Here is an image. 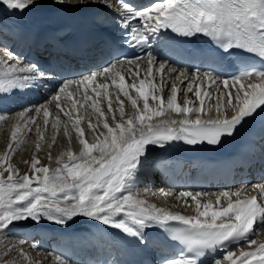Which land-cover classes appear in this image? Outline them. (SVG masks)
Wrapping results in <instances>:
<instances>
[{"label":"snow or ice","instance_id":"6c2138e0","mask_svg":"<svg viewBox=\"0 0 264 264\" xmlns=\"http://www.w3.org/2000/svg\"><path fill=\"white\" fill-rule=\"evenodd\" d=\"M57 2L63 3V0ZM119 3L131 11L129 16L123 18L121 25L126 33L123 43L129 47L151 46L161 29H170L176 36L185 39L202 34L210 38L213 47L197 50L192 54L205 58L210 62V66H223L226 74L214 75L209 72L190 78L184 71H180L176 79L183 77L189 80L187 90L194 91L201 107H188V102L181 107L177 103L178 89L173 84L167 109L183 114L185 119L175 128H153L148 125L147 132H141L139 137L136 136L132 119L122 123L116 121L113 114L115 127L104 122L103 129L107 130L106 133L97 134V141L90 144L85 139L84 128L78 127L80 119L73 121L71 114L56 103L55 106L68 117V122L75 129L82 148L78 154L71 149L64 153L67 161L58 159L56 163L62 167L57 168L51 175L48 167H37L40 161L34 159L31 165L32 174H25L19 179H16L19 175L18 169L8 163L10 156L6 154L0 157V230H11L16 227L17 222L28 219L36 223L47 220L56 225L67 226L74 218L84 217L120 230L138 243L146 244L144 230L153 225L163 228L169 222H178L185 227L177 229L171 239L180 242L183 247L176 257L166 258L164 264H223L224 261L229 264H253V260L255 264H264V242L258 243L256 239L260 233H264V199L259 203L256 196L240 199L241 191L225 190L216 194L215 203L220 205L223 198L228 201L227 206L214 209L213 203L201 204L198 199L206 194L180 192L177 198L182 199L185 205L190 206L188 198L195 202L197 215L193 217L174 214L148 204L145 200L134 198L129 183L138 167L148 158L146 146L164 148L171 142L181 140L192 146L204 143L216 146L233 137L244 124L258 114V110L264 112V0H165L143 9H136L132 4L125 3V0H119ZM0 5H3L5 10H23L29 6V0H0ZM134 20L138 21L136 25L129 23ZM140 21L143 23H139ZM248 57L257 59L261 68L257 69L249 64ZM135 59L124 58L128 63L134 62ZM143 59L147 60V72L150 77H153V66H156L160 73L168 71L171 74L177 71L163 62L156 65L152 55ZM116 62L121 63L119 59ZM18 64L17 60V64L0 65V101L15 90L25 89L30 82L43 75V70H38L35 64L23 67H18ZM108 71V67L102 70ZM95 79L96 75H87L79 80L62 81L63 87L58 88V92L63 93L70 84L87 88ZM205 80L217 87L223 84L224 88L220 89V92L225 98L224 103L220 105L218 98L215 118L205 113L209 115L206 120L201 119L199 114L195 119H189V114L204 111L202 92L199 87L194 90L192 84H202ZM114 86L124 97L131 100L133 108H137V100L126 90L129 86L124 76H120L119 83L114 81ZM97 87L104 90V93L97 92V96L107 94V84L102 83ZM130 87L144 101L143 111L152 113L147 117L148 120L164 114L166 109L163 107V97L151 95L150 90L154 87L152 81L145 84V80L141 79L139 87L134 83ZM232 88H235V92ZM211 94V91L203 92L204 97H210ZM150 98L152 101L159 100L160 111L150 108ZM59 99V95H54V102ZM90 99L91 96L85 94L84 100ZM116 99L119 101L118 111L123 119L124 102L119 96ZM221 106L225 109L223 116L220 115ZM92 108L98 118L104 117L105 113L96 103L92 104ZM107 110L114 113L111 102ZM35 111L39 113L41 110L37 108ZM49 115L48 110H43L46 127ZM138 119L143 122L146 117L141 114ZM30 122L35 123L34 120ZM60 123V117L57 116L51 127L57 129ZM171 123L177 124L176 121ZM87 127L95 133L96 126L90 121ZM35 130L42 140L40 128ZM19 131L17 128L12 132L13 141L17 140ZM27 131L31 132L32 128L29 127ZM64 135L71 143L72 137L67 126L64 128ZM99 136H103V140H100ZM8 148L14 151L11 143ZM37 148L39 150V145ZM94 152L99 155H93ZM251 187L259 188L260 196L264 198V185ZM232 196L236 197L234 202ZM236 242H243L241 249L245 245L257 247L252 251L240 250L237 254V251L229 246ZM217 252L222 254L218 256ZM59 264L65 262L59 260Z\"/></svg>","mask_w":264,"mask_h":264},{"label":"rangeland","instance_id":"374dc122","mask_svg":"<svg viewBox=\"0 0 264 264\" xmlns=\"http://www.w3.org/2000/svg\"><path fill=\"white\" fill-rule=\"evenodd\" d=\"M135 76L136 77L135 78H132L131 81H128V84L129 85L133 84L134 82H136L139 85L140 80L145 78V77H142V76L140 77L138 75V72H137V75H135ZM138 77H139V79H138ZM148 78H149L148 80H145L144 79L145 82H147V84H148V81H152V84L154 85V87H152V88L157 87L158 82L156 80H154V78L151 79L150 76ZM110 79H111L110 81L108 80L110 86H111L112 83H114V81H115V83H118L111 76H110ZM171 80H172V83L175 84L174 78H172ZM159 84H161V80L159 81ZM193 84H192V87H193ZM197 87H199L200 90H201V92H202L201 99H203L205 101L204 104H203V109H204V108L210 106L209 105L210 99L209 100H205V97L203 96V92H205L206 90L205 91L203 90V85L202 84L201 85L198 84L196 86V88ZM177 89H178V86H177ZM66 91L69 92V93L71 92L72 95H69V93L67 94ZM96 91L97 92H100V93H104V90L103 89L96 90ZM113 91H114V88H111L110 90L107 89V94L106 95L96 96V93L93 94V93H90L91 91L90 92H87V90H86V92L89 95H91V96L94 95V100L91 97V99L89 101H91L92 104L93 103H96L98 106H100L101 110L105 113V115H104L103 118H98V116L94 115L91 112L90 107L87 105V102H85L84 98L82 96H80L78 94V91L74 90V88H72V89L66 88V90H65V94L67 95V97L69 95L68 98H69L70 102H68L69 104L68 103L67 104L69 105V108L72 107L71 110L68 109V105L66 106V102L63 105H62L61 102L58 103L61 107L62 106H65L66 112H70L73 121L75 119H80L81 123H80V125L78 127H81V128H84V129L86 128L85 129V139L90 144H91V142L93 143V140L88 135L89 134L88 133L89 131L87 129L88 128L87 125H88V122L89 121L94 126H96V128H95L96 131L95 132H97V130L99 129L98 124H101L102 123V126H103V123L104 122H107L111 126H113V127L115 126V122L112 121L113 120L112 119L113 114L116 117V121H119V122H122V121L123 122H126L125 120H128V118H129L128 115L126 116V114H127V112L130 111V106H129L128 102H126L124 100L125 101V102L123 101L124 102L123 103L124 118L122 120L118 119V115H120V114H118L119 113V111H118L119 107L118 106H120V105H119V101L116 99V97L118 95H115V93ZM132 91H133V89H132ZM167 91H170V90L168 89ZM232 91L235 92V88H233ZM86 92H84V95L83 96H85V94H87ZM181 92H183L184 94H185V92H187V93L184 95V99H183L184 102L183 103H179V104H182V106H185L184 103L185 102H188L187 103L188 104V107L197 108L198 106H201L200 103H199V105H195V106H194V104H191L193 100L190 102V96H189V93L190 92L188 90L184 89ZM183 93H181L179 95V100H181V97H182V94ZM151 94L152 95L155 94L154 91H153V89H151ZM191 96H192V99L195 100L194 92L192 93ZM218 98L220 100H223V101L225 99L224 96L221 94V92L216 89L214 91V93H213V101H217ZM102 99H104V100H102ZM102 102H104L106 104H109V102H111V106L115 110L114 113H109L108 110H107L108 107L105 106V105L103 106L102 105ZM130 102H131V100H130ZM153 102H155V101H153ZM156 102H158V105H160L159 100L156 101ZM177 102H178V100H177ZM86 105H87L88 108L86 107ZM84 108H86V109H84ZM160 108H161V105H160ZM58 110H59V108H58ZM78 111H80V112H78ZM116 111H117V113H116ZM79 113L80 114L82 113V114L80 115ZM16 114H13V116H15ZM38 114L39 113H37L36 111H33L32 112V115L31 116H32V119L34 121H35V119H36V117H37ZM63 115H64V113H63ZM77 115L80 116V117H78ZM57 116H59V115L58 114H55L54 115V113L53 114L50 113L49 117L47 118L48 121H49L47 127L44 124L45 117L41 116V118H40V116H39L38 122L36 120V124L37 125L36 124L35 125H36V127H39L40 126L39 128L41 129V133L43 134V139L42 140L40 139V134L37 133L36 130H35V133L34 134L32 133V131L31 132L27 131V129L29 127L31 128L32 127L31 125L33 124V123H30V121H32L31 118H30V116L29 117L27 116L26 120L19 127L20 131L17 134V140L16 141H13L12 140V132L15 129L14 130H10L7 126H5L6 125V122H3L2 121L3 119H0V126H1L0 129L3 130L5 132V134H6V136L2 137L1 136V133H0V144H1L0 145V157H3L6 154H8L10 156V159H9L8 163H10L11 166L14 169H18V172L20 173V175H18L16 177V179H19L20 176H23L25 174H28V175H31L32 174V171L33 170L31 168V165H32V162H33L34 159H38L40 161V164H38L37 167H45V166L48 167L49 168V174L50 175L52 173H54L57 168L62 167V165L57 164L56 161L58 159H61V158L63 159L64 158V156L62 154H60L61 153V147H60L61 144H59V143H61V142H65L66 143L67 141H69L68 138L64 135V132H63L64 131V128H65V126H67V128H68V130L70 132V135L72 136V140L77 137V133H76L75 129L72 128L71 123L68 122V119H66L68 117H66L65 115H64V117H65L66 120H64V118H61L59 116L60 117V120H61V123L58 125V128L57 129L52 128L51 125L53 123H55V118ZM74 117H77V118H74ZM96 117H97L98 120L96 119ZM3 118H6V117H3ZM1 122L3 123V125H2ZM27 122H29V123L27 124ZM39 122H40V124H38ZM1 130H0V132H1ZM16 130H17V128H16ZM86 135H88V137ZM93 135H96V133L95 134L94 133H91V136L92 137H93ZM53 137H55V141L54 142H53ZM60 139H62V140H60ZM72 140H71V142L73 143ZM20 141H23V143H21ZM10 143L12 144V147H13L14 151L9 150L8 145ZM67 143H69V142H67ZM37 145H39V150L37 148ZM94 154H96V152H94ZM65 159L67 160L66 157L63 160H65ZM5 166H7V164H5ZM21 166H23V169L21 171H19V169H20ZM54 166H56L57 168L56 167L54 168ZM53 168H54V170H53ZM40 175H42V174H40ZM6 177H7V173L5 172L4 173V178H6ZM205 200H208L210 202L212 200L211 203H213V199H211L210 197L206 198ZM165 205H166V203H165ZM217 206L216 205H213V207H216V208H217ZM165 207H169V206H165ZM175 208H173V209L176 210ZM178 210L181 211V212H184V213H190L191 212V208H189V207H183V208L178 207L177 211ZM25 221H27V220H25ZM28 221H32V220L31 219H28ZM40 223H42V221ZM16 233H17V231H14V228H11V230H0V264H7V263H9V264H37L35 262V259L33 257L38 258V257L41 256V254H39L38 250H37V252L35 251V249L34 250H30L28 248V247H30V245L28 243L25 244V242H27V241L23 240L22 238L21 239H17L16 238ZM29 241H31V240H29ZM32 241H34V239H32ZM34 244L35 243H32V246ZM22 253H23V255H22ZM51 254L52 253H50V255ZM56 255L57 254H54V256H56ZM7 256L8 257H11L13 260L10 261V262H7ZM50 263H51V261L49 260L47 262H44L43 264H50Z\"/></svg>","mask_w":264,"mask_h":264},{"label":"bare ground","instance_id":"6f19581e","mask_svg":"<svg viewBox=\"0 0 264 264\" xmlns=\"http://www.w3.org/2000/svg\"><path fill=\"white\" fill-rule=\"evenodd\" d=\"M70 1H80V0H70ZM2 57H1V55H0V59H1ZM4 58L5 57H3L2 59L4 60ZM9 58H10V56H9ZM1 59V60H2ZM5 61V60H4ZM160 62H156V65H158ZM168 67H171V66H168ZM116 69L118 70L117 72L116 71H113V70H111L110 71V75H111V77H113L118 83H119V81H120V76H124L125 77V81H126V84L129 86V88L127 89V91H129V94H130V96L133 98V99H136V100H138L137 101V108H133L132 107V105H131V102H130V100L127 98V97H124L123 96V94L122 93H120V91H119V89H116V88H114V93H115V95H118L119 96V99L120 100H122V101H126V102H128V104H129V106H130V111L129 112H127V114H126V116L128 115V119H132L133 121H134V123H135V130H136V134L137 133H139V132H141V131H145V130H147V126L148 125H151L152 127H156V126H159V125H165V126H168V125H172V121H176V120H183V119H185V116L183 115V114H177V113H175L174 111H172L171 109H167V101H168V99L171 97V95H172V92H171V87H172V85H173V83H172V78H174V82H175V85H176V87L178 86V92H177V100H178V104L179 103H183L184 101H183V99H184V95L187 93V92H185V94L183 93V92H181V91H183L184 89H186L187 90V87H186V85L189 83V80H187V79H184L183 77H181V79L180 80H177V79H175L176 77H177V75H178V73L180 72H178V71H176V72H172L171 74H169V72L168 71H165V72H163V73H160V72H158L157 70H156V66H153V76H154V80H156L157 82H158V85H157V87H155V88H151V89H153V91H154V93L155 94H153V95H156V96H158V97H160L161 95H162V97H163V99H164V109H166V111H164V114L163 115H161V116H159V117H153L151 120H148L147 119V117L148 116H151L152 115V113L151 112H148V113H145L144 111H143V103H144V101L138 96V94H137V92L133 89V91H132V88L130 87V85L128 84V81H131L132 80V78H135L136 76L135 75H137V72H138V75L141 77H145L144 79L145 80H148L149 78V76H148V72H147V70H148V63L147 62H144L143 63V65H140L139 67H137V66H134V65H130V66H128V67H123L122 68V70H121V74L119 73V69H118V67H116ZM130 69H131V71H130ZM143 71V72H142ZM132 72V73H131ZM188 77H198L199 75H193V74H186ZM87 76V75H86ZM82 77H79V78H76V79H74V80H79V79H81ZM151 79H153V77H150ZM103 79V80H102ZM138 79H139V77H138ZM111 80L110 79V76L108 77L107 76V78L106 79H104V78H101L100 80L98 79H95L94 80V82L95 83H92V84H90V85H88V87L87 88H82L81 86L82 85H76V84H70L69 85V87L68 88H70V89H72V88H74V90H76V91H78V94L80 95V96H82L83 98H84V92H86V90H87V92H90V93H93V94H95L97 91H93L92 90V87H94V86H96V84H97V82L99 83V84H107V83H109V81ZM161 80V84H159V81ZM183 81V82H182ZM135 83V85L137 86V87H139V85L136 83V82H134ZM148 83H149V81H148ZM231 83V82H230ZM98 84V85H99ZM145 84H147V82H145ZM199 83H195L194 82V84H193V89L195 90L196 89V86L198 85ZM210 84H211V82L210 81H207V80H205L203 83H202V85H203V90L205 91H211V96L210 97H205V100H209L210 99V102H209V105L210 106H208V107H206V108H204V111L203 112H201V113H191V114H189V116H188V118L189 119H195L196 118V116H197V114H199L200 115V117H201V119H204V120H206V119H208L209 118V115H211V117L212 118H215V115H216V107H217V101H213V93H214V91L217 89L218 91H220V89H222V88H224V86H223V84L221 83V84H219V87L217 88V87H215V88H213V85L210 87ZM108 85V84H107ZM161 85V86H160ZM199 85H201V84H199ZM110 86V84L108 85V89L110 90L111 89V86ZM237 87H238V85H237ZM170 90V91H167V90ZM66 90V89H65ZM226 91H227V89H225ZM232 90H233V88H232ZM151 91V90H150ZM67 92V91H66ZM86 92V93H87ZM194 92V91H193ZM193 92H190L189 93V96H190V102L192 101V103L191 104H194V106L195 105H199V103L200 102H198L197 103V101H199L197 98H196V96H195V94H194V97H195V100L194 99H192V93ZM69 92H67V94H68ZM181 93H183L182 94V97H181V100H179V95L181 94ZM88 94V93H87ZM89 95V94H88ZM152 95V94H151ZM60 99L58 100V101H55V104L56 103H59V102H61L62 103V105L63 104H65V102H66V106L69 104L68 102H70V100H69V98L67 97V95L65 94V91L63 92V93H60ZM89 96H91V95H89ZM97 96V95H96ZM92 98H93V100H94V95H92L91 96ZM103 97V96H102ZM117 98V97H116ZM114 99V98H113ZM102 100H104V99H102ZM218 100V99H217ZM124 101V102H125ZM158 101V100H157ZM219 101H220V105H223V103H224V101L223 100H220L219 99ZM85 102H87V105L90 107V110H91V112L94 114V115H96V116H98L97 115V113H95L94 112V110H93V108H92V103H91V101H89V100H87V101H85ZM46 103V102H45ZM68 103V104H67ZM154 103V104H153ZM186 103V102H185ZM184 103V104H185ZM55 104L53 105V106H49V110L47 109V106H46V104H41V105H43V110H48L51 114H53L54 113V115L55 114H58L61 118H64V120H66V119H68V118H66L65 119V117H64V115H63V113L60 111V109L58 110V108L55 106ZM85 104V103H84ZM87 105H86V107H87ZM102 105L104 106H107L108 107V104H106V103H104V102H102ZM181 107H183L182 106V104H179ZM73 106V105H72ZM149 106H150V108L151 109H153V111H160L161 110V108H160V105H158V102H153L152 100H151V98L149 99ZM187 106H188V104H187ZM38 107V106H37ZM80 107V106H79ZM100 107V106H99ZM119 107V106H118ZM199 107H201V106H198L197 108H199ZM62 108L64 109V111L66 112V108H65V106H62ZM72 108V107H71ZM71 108H69V105H68V109L69 110H71ZM88 108V107H87ZM194 108V107H193ZM83 109V108H82ZM84 109H86V108H84ZM128 109V108H127ZM40 112H39V114L37 115V117H36V119H35V123H33L31 126V128H32V133L34 134L35 133V129L37 128L36 127V120H37V122H38V118H39V116H40V118H41V116H43V111H42V108H40ZM88 110V109H87ZM75 111V110H74ZM78 112H80V111H78ZM89 112V111H88ZM126 112V111H125ZM224 112H225V109H224V107H220V115L221 116H223V114H224ZM70 113V112H69ZM90 113V112H89ZM116 113H117V111H116ZM205 113H208L209 115H205ZM80 114V113H79ZM82 114V113H81ZM80 114V115H81ZM118 114H120V113H118ZM141 114H143V115H145V117H146V119L143 121V122H140L139 121V119H138V117H139V115H141ZM32 112L31 113H25L24 111H22V112H19V113H17L15 116H13V114L12 115H10L9 117H8V120L6 121V125L5 126H7L10 130H16V128H19L22 124H23V122L26 120V118H27V116L29 117L30 116V118H31V120H33L32 119ZM177 115V116H176ZM78 116V115H77ZM44 117V116H43ZM42 117V118H43ZM78 117H80V116H78ZM111 117V116H110ZM74 118H77V117H74ZM123 118H124V116H123ZM94 119V118H93ZM96 119H97V117H96ZM118 119H120V120H122L121 119V116L120 115H118ZM4 120V119H3ZM29 120V119H28ZM98 120V119H97ZM109 120V119H108ZM93 121V120H92ZM113 121V120H112ZM111 121V122H112ZM125 121H127V120H125ZM123 122V121H122ZM166 122V123H165ZM2 123V122H1ZM26 123V122H25ZM29 122H27V124H28ZM31 123V122H30ZM43 123V122H42ZM114 123V122H113ZM36 124V125H35ZM38 124H40V122L38 123ZM112 124V123H111ZM2 125H3V123H2ZM110 125V124H109ZM34 126V127H33ZM111 126V125H110ZM40 127V126H39ZM98 127H99V129L97 130V132H95L96 133V135H93V137L91 136V133H93L92 131H90L88 128V135H89V137H91V139L93 140V143H95L96 141H97V134H99L100 132H105L106 133V131L107 130H105V129H103V126H102V123L101 124H98ZM113 127V126H112ZM115 127V126H114ZM0 128H1V126H0ZM7 128V129H8ZM86 129V128H85ZM84 129V130H85ZM1 130V129H0ZM9 130V131H10ZM41 130V129H40ZM96 131V130H95ZM118 131V130H117ZM12 132V131H11ZM64 132V131H63ZM1 136L2 137H4V136H6V134H5V132L3 131V130H1ZM7 133V132H6ZM23 133V132H22ZM94 133V134H95ZM75 134V133H74ZM73 134V135H74ZM87 134V133H86ZM76 135V134H75ZM88 135H86L87 137H88ZM72 137V136H71ZM60 138V137H59ZM58 138V139H59ZM4 139V138H3ZM57 139V140H58ZM99 139L100 140H103V136H99ZM60 140H62V139H60ZM65 141V140H64ZM73 141V143L71 142V143H67V142H69V141H67L66 143L65 142H61V143H59V144H61V153L60 154H62L63 156H64V158L66 157L67 158V156L66 155H64V153H66L69 149H71L74 153H79V151L81 150V148H82V146L79 144V140H78V137H76L75 139H73L72 140ZM56 143V142H55ZM92 143V142H91ZM71 144V145H70ZM1 145V144H0ZM93 155H99V153H96V154H94L93 153ZM63 158V159H64ZM64 161H67L66 159L64 160ZM56 166H54V168H55ZM54 168H53V170H54ZM57 168V167H56ZM23 169V166H21L20 167V169H19V171H21ZM19 175H20V173H19ZM161 188V189H160ZM160 190L158 191V192H155L154 194H155V196H151V192H147V191H145L143 188H139V189H135V191H134V193L137 195V196H139V197H144L146 200H147V202H156V203H160L159 201L161 200V201H163L162 202V206L163 207H165V206H169V207H171L172 209L173 208H175L176 210L178 209V207H181V208H183V207H189V208H191V212L190 213H192L193 212V210H195L196 211V209H195V202H193V201H191V199L190 198H188L189 199V205L190 206H187V205H185L183 202H182V199H178L177 197H178V194L180 193V192H183V191H187L186 189H182V188H176L175 189V192L176 191H178L172 198H168L167 197V195L164 193V186H162V185H160ZM249 190H250V188H249ZM233 191H241V196H240V199H247V198H249V196L251 195L250 193H248L247 192V189H245V190H243V188L240 190V189H234ZM252 192L254 193L255 192V190H254V188H252ZM208 195H211V196H208ZM213 195V196H212ZM210 197L211 199H213V205H216L217 206V204L215 203V200H216V194L215 193H212V194H207V195H203V196H201V197H199L198 199H200V201H201V204H205V203H208V202H210V201H208V200H205L206 198H208V197ZM166 198V199H165ZM222 200V203H224V202H226V203H228V201L226 200L225 201V199H221ZM236 200V197L235 196H232V201L234 202ZM211 202H212V200H211ZM165 203H166V205H165ZM214 208H216V207H214ZM202 209V208H201ZM82 219H85L84 217H77V218H74L72 221V223H76V222H80V221H82ZM88 219V218H87ZM211 218H209V220H210ZM43 222H47L46 220H42V223ZM219 223V222H218ZM37 235L38 236H40V239L41 240H43V241H46V240H48V234L47 233H44V232H37ZM35 236H33V237H23L22 239L23 240H25V241H27V242H25V244H29L30 245V247H28L30 250H33L32 249V246H31V244L30 243H32L33 241H32V239H34L35 240ZM31 240V241H29V240ZM55 239V238H54ZM259 241H261V242H264V238H262V239H260ZM38 246V247H37ZM247 246V245H246ZM246 246H244L243 247V249H241V247L239 246V247H236V248H234V250H236L237 251V254H238V252L240 251V250H243V251H246ZM36 249L37 250H41V251H47V250H50V248H47L46 250H43L42 248H41V246H40V244H37L36 245ZM33 252V251H32ZM39 254H41V256L40 257H38V258H36V257H33L34 259H35V262L37 263V264H43L44 262H47V261H52V259L53 258H51V256L50 255H47V254H44V255H42V253H40L39 252ZM235 258V257H234ZM15 259V258H14ZM13 259L11 258V257H8L7 256V262H10V261H12ZM54 260V259H53ZM2 263V262H1ZM52 263V262H51ZM50 263V264H51ZM7 264H9V263H7ZM53 264V263H52ZM75 264H77V262H75ZM87 264H92V263H87Z\"/></svg>","mask_w":264,"mask_h":264}]
</instances>
